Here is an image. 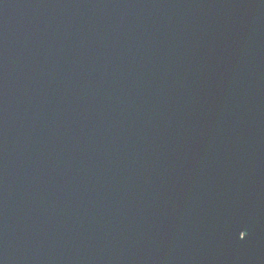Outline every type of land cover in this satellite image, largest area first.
Segmentation results:
<instances>
[{
  "label": "water",
  "instance_id": "water-1",
  "mask_svg": "<svg viewBox=\"0 0 264 264\" xmlns=\"http://www.w3.org/2000/svg\"><path fill=\"white\" fill-rule=\"evenodd\" d=\"M0 264H264V0H0Z\"/></svg>",
  "mask_w": 264,
  "mask_h": 264
}]
</instances>
